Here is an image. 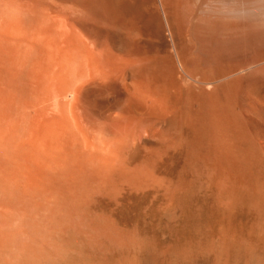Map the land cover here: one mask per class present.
<instances>
[{"label": "bare ground", "instance_id": "obj_1", "mask_svg": "<svg viewBox=\"0 0 264 264\" xmlns=\"http://www.w3.org/2000/svg\"><path fill=\"white\" fill-rule=\"evenodd\" d=\"M166 90L173 91V111ZM94 118L145 121L154 137L173 123V139L184 133L193 155L215 133L225 171L234 155L240 169L249 157L264 160V0H0V143L13 151L16 165L18 159L27 166L40 158L100 152L91 138ZM245 187L262 191L258 184ZM6 229L0 255L16 243L17 232ZM24 232L22 249L34 264H60L61 256L67 264L152 261L134 252L110 260L68 259L69 250L50 234ZM217 248L209 250L213 257L180 264H264L261 248ZM11 257L1 263L11 264Z\"/></svg>", "mask_w": 264, "mask_h": 264}, {"label": "rangeland", "instance_id": "obj_2", "mask_svg": "<svg viewBox=\"0 0 264 264\" xmlns=\"http://www.w3.org/2000/svg\"><path fill=\"white\" fill-rule=\"evenodd\" d=\"M166 94L167 107L173 111V91L166 90ZM94 119L91 138L94 144L99 142L100 152L88 150L40 158L26 166L28 162L19 159L16 165L13 151L0 143V237L6 228L19 233L14 232V250L0 255V264L11 256V264H34V257H29L31 254L22 247L28 243L29 232L24 231L36 229L50 234L69 250L68 259L89 256L110 260L134 252L148 259L151 256L152 264H161L162 259L180 264L204 254L212 256L209 250L217 247L222 251L228 246H233L228 251L236 247L264 251V160L249 157L240 169V159L234 155L230 158L234 162L232 169L225 171L226 158L217 149L221 141L215 133H209L203 149L193 155L184 133L173 139V123L166 127L167 134H153L154 137L145 121ZM129 128L130 140L126 133ZM121 133L127 135L120 137ZM121 138L127 139L123 140L125 145ZM172 140L177 143L175 147ZM104 146L106 153L102 151ZM116 146L119 147L115 149ZM254 184L261 187L258 195L245 187ZM15 248L22 250L21 254ZM65 260L59 258L62 264H67Z\"/></svg>", "mask_w": 264, "mask_h": 264}]
</instances>
